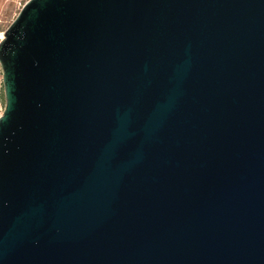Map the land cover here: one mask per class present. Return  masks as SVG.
<instances>
[{
  "label": "water",
  "instance_id": "obj_1",
  "mask_svg": "<svg viewBox=\"0 0 264 264\" xmlns=\"http://www.w3.org/2000/svg\"><path fill=\"white\" fill-rule=\"evenodd\" d=\"M0 67V264H264V0H27Z\"/></svg>",
  "mask_w": 264,
  "mask_h": 264
},
{
  "label": "rangeland",
  "instance_id": "obj_2",
  "mask_svg": "<svg viewBox=\"0 0 264 264\" xmlns=\"http://www.w3.org/2000/svg\"><path fill=\"white\" fill-rule=\"evenodd\" d=\"M27 0H0V32L6 29L9 23L16 16L21 6ZM3 36V35H2ZM0 36V38L2 37ZM4 107V94L2 86V70L0 67V114L2 113Z\"/></svg>",
  "mask_w": 264,
  "mask_h": 264
},
{
  "label": "bare ground",
  "instance_id": "obj_3",
  "mask_svg": "<svg viewBox=\"0 0 264 264\" xmlns=\"http://www.w3.org/2000/svg\"><path fill=\"white\" fill-rule=\"evenodd\" d=\"M3 34H2V32H0V36H2Z\"/></svg>",
  "mask_w": 264,
  "mask_h": 264
}]
</instances>
